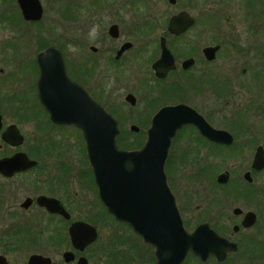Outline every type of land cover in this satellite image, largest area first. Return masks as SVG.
Returning a JSON list of instances; mask_svg holds the SVG:
<instances>
[{"label":"flooded vegetation","instance_id":"flooded-vegetation-1","mask_svg":"<svg viewBox=\"0 0 264 264\" xmlns=\"http://www.w3.org/2000/svg\"><path fill=\"white\" fill-rule=\"evenodd\" d=\"M38 1V20L25 19L18 0L11 15L0 16L1 27L10 33L0 42L2 56L12 67L8 75L0 69V88L9 92L6 106L15 121L4 125L0 100V161L23 154L35 162L10 175L0 173V264H30L33 256L41 257L40 264L156 263L154 249L100 201L85 145L82 150L79 143L81 131L53 123L40 101L37 57L49 47L60 53L67 77L116 121L117 137L144 143L153 117L168 107L189 108L211 128L227 132L231 143H218L189 123L171 140L165 173L184 228L191 232L208 224L236 245L221 262L189 253L183 264H228L237 255L240 264L263 260L264 245L239 240L255 226L256 212L228 211L230 199L239 197L231 180L241 170L239 162L228 163L215 179L211 171L214 158L234 155L251 156L249 170L241 171L245 187L259 173L251 165L257 148L264 152V0H54L52 26L43 24ZM182 13L192 23L175 33L172 19ZM47 35L57 41H46ZM19 124L32 128L28 148ZM10 126L23 138L18 146L2 138ZM14 168L17 164L3 166L7 173ZM224 172L229 179L220 184L217 177ZM246 172L251 183L244 180ZM50 201L57 206L45 205ZM235 209L241 213L235 215ZM247 212L256 215L250 228L242 226ZM207 216L218 225L201 221ZM17 219L25 220L23 230L12 229ZM100 221L126 227L128 238L120 232L98 244ZM74 223L92 227L95 237L81 232L86 244L76 247L69 233Z\"/></svg>","mask_w":264,"mask_h":264},{"label":"water","instance_id":"water-1","mask_svg":"<svg viewBox=\"0 0 264 264\" xmlns=\"http://www.w3.org/2000/svg\"><path fill=\"white\" fill-rule=\"evenodd\" d=\"M18 4L25 19L40 18L42 9L38 0H18ZM191 23L192 20L182 13L172 19L170 30L179 33ZM37 63L40 69L39 98L51 121L81 131L100 201L116 221L127 225L144 244L154 249L155 264H183L189 253L201 261L214 256L221 262L229 252L236 250L234 243L218 235L208 224H201L191 232L184 228L165 173L171 140L182 125L191 123L208 139L230 144L232 139L227 132L211 128L189 108L168 107L153 117L146 140L138 149H119L116 121L81 86L67 77L60 53L49 47L40 52ZM2 138L11 146H18L23 141L15 126H10ZM5 164H17V168L8 174L3 170ZM33 165L35 162L17 154L0 161V173L10 175ZM251 169L255 172L264 170L261 147L256 150ZM228 179V172L217 177L220 184ZM244 180L252 182L250 172L244 174ZM50 202L45 205L57 204ZM233 213L239 215L241 210L235 209ZM255 221L256 215L247 212L242 226L250 228ZM88 231L91 240L95 237L93 228L74 223L69 230L72 244L76 247L85 245L80 233ZM40 262V256H33L29 261L30 264Z\"/></svg>","mask_w":264,"mask_h":264},{"label":"rangeland","instance_id":"rangeland-1","mask_svg":"<svg viewBox=\"0 0 264 264\" xmlns=\"http://www.w3.org/2000/svg\"><path fill=\"white\" fill-rule=\"evenodd\" d=\"M14 4V0H0V16H2V13L7 16V15H11V11L12 9L10 8L11 6H13ZM42 4L44 7V19H43V24L45 26H52L56 19L53 18V11H54V7L56 5V3L54 2V0H42ZM1 25H4V22L1 23ZM0 25V27H1ZM5 27V26H4ZM4 27L0 28V42L5 40L6 38L10 37V33L9 30L4 29ZM46 41L48 42H53L55 43L57 40L54 37H51L50 35H47V37L45 38ZM2 47V46H1ZM0 47V69L4 70V72L6 73V75H8V71H10V69H12L10 62H6L4 61V58L2 56V48ZM5 52L10 53L8 47L6 48ZM8 86H9V82H8ZM9 92H7L6 89H2L0 88V100L3 101V109L2 111L5 114V121H4V125H8L10 123H14L15 121H13L14 119L12 118L11 114L12 112L10 110H8L7 106H6V101H10L9 100ZM22 131V133L24 134V137L26 138V140H28L26 147H29L30 144V140L28 139V136L31 135V126L27 125V124H19L18 125ZM128 127V126H127ZM122 137L123 142L126 143H131L134 140L132 139H126L123 134L120 135ZM31 137V136H30ZM25 140V143H26ZM80 142V146L81 149H84V143L82 140V137L79 140ZM263 141V140H262ZM260 143V142H258ZM43 145V143H39V146ZM21 148L25 149V145H23ZM216 160H214V165H213V170L211 171V173H213V178L215 179L216 175L219 174L220 172H222L229 164L228 163H233V162H239L240 164V169H236L232 174H231V180L232 185L235 187L237 186V189H240L238 195L239 197H235L230 199V202H233L231 208L228 210L230 212V210L234 207H240L243 210H252L254 212H256L257 214V222L255 224V226L250 229L249 231L245 232V234L243 236L239 237V240L242 241L244 238H248L250 240L251 244L254 245H258V246H263L264 245V170L262 172L259 173H255L253 174V179L254 182L251 185V187H245L241 175L242 172L244 170H249V167L247 164V160L248 162L251 160V156H246V157H236L234 155L232 156H227L224 159L223 158H214ZM243 170V171H242ZM242 171V172H241ZM211 175V174H210ZM211 180V177H209ZM255 208L258 210H255ZM97 211L99 212V209H97ZM210 217L207 216V218H203L201 219V221L207 220L213 227L218 225V221L216 219H209ZM25 220H14L12 221V229H15V231L22 229ZM100 239L98 244H105L109 242V239L115 235L117 233L120 234V232L123 233V236H125L126 238H128V235H125L127 233H124L123 230H125L124 226L122 225H118V224H114V223H110L108 222V224L105 226L104 223L105 221H100ZM2 222H0V228H2L3 225H1ZM38 228H40V224H37ZM105 229V230H104ZM112 234V235H109ZM252 239V242H251ZM139 243V242H138ZM248 244V243H247ZM144 251L147 254L146 249L144 248ZM264 260V259H263ZM263 260H256V264H264ZM147 261V260H146ZM240 259L239 256H233V258H231L228 262V264H240ZM136 264V263H134ZM145 264H148L147 262ZM194 264V263H192Z\"/></svg>","mask_w":264,"mask_h":264},{"label":"trees","instance_id":"trees-1","mask_svg":"<svg viewBox=\"0 0 264 264\" xmlns=\"http://www.w3.org/2000/svg\"><path fill=\"white\" fill-rule=\"evenodd\" d=\"M143 141L142 140H134L133 142H123L122 137L119 136L116 139V144L118 148L124 149V150H133V149H138L142 145Z\"/></svg>","mask_w":264,"mask_h":264}]
</instances>
